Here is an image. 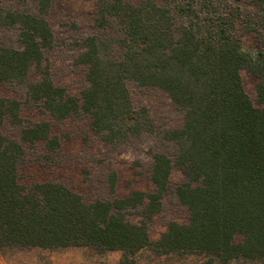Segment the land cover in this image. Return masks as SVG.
I'll return each instance as SVG.
<instances>
[{
    "label": "trees",
    "instance_id": "16d2710c",
    "mask_svg": "<svg viewBox=\"0 0 264 264\" xmlns=\"http://www.w3.org/2000/svg\"><path fill=\"white\" fill-rule=\"evenodd\" d=\"M46 13L51 0H36ZM258 6L245 17L239 2ZM174 5L143 0H102L97 23L117 19L123 37L88 36L79 61L88 64L89 86L81 96L70 94L52 79L44 63L53 31L42 15L0 9V24L21 26L22 48L0 44V81L26 82L34 66L40 73L28 84L32 99L60 119L86 112L93 129L108 142L152 131L145 106L135 107L128 80L158 86L185 110L181 127L167 136L178 144L175 160L154 154L153 192L133 190L111 201L85 202L61 182L42 181L27 187L19 181L24 146L0 133V251L14 247L66 248L87 246L98 252L121 250L120 264H136L137 254L201 253L222 263L241 258L264 264V108L248 95L241 69L259 75L258 100L264 103V50L246 51L237 31L264 29V0H174ZM178 18L184 22L176 26ZM116 44L123 48L114 57ZM21 102L0 96V124L6 117L22 125V140H44L60 146L47 120L25 125ZM185 169L188 181L177 188L190 209L188 222L171 221L156 241L146 221L131 222L126 210L144 204L151 219L162 208L173 165ZM116 175L113 174L112 184ZM241 233L240 242L234 240Z\"/></svg>",
    "mask_w": 264,
    "mask_h": 264
},
{
    "label": "rangeland",
    "instance_id": "374dc122",
    "mask_svg": "<svg viewBox=\"0 0 264 264\" xmlns=\"http://www.w3.org/2000/svg\"><path fill=\"white\" fill-rule=\"evenodd\" d=\"M102 0H51L46 13H41L36 0H0V9L25 11L44 16L52 31L51 47H44V63L50 66L51 76L56 85L63 86L70 94L81 96L89 86L88 64L79 61L85 51L83 41L88 36L101 39L123 37L122 24L112 20L108 26L97 23L98 9ZM139 4L143 0H127ZM159 4L174 5V0H156ZM245 17H254L258 6L251 1L239 2ZM184 22L178 18L176 26ZM238 33L242 37L246 51L256 54L264 50V29L245 30L243 21L238 23ZM0 44L22 48L21 26L19 23L6 26L0 24ZM123 48L116 44L114 57H121ZM241 75L244 87L255 106L264 108L258 100L257 85L259 75L243 68ZM40 73L33 66L26 82L0 81V96L15 98L21 102V116L25 125L47 120L51 132L60 139V146L49 149L44 140L33 144L21 137L22 125L11 122L6 117L0 124V133L19 141L25 149L24 160L19 164V181L30 187L36 182H61L79 193L85 202L95 200L111 201L128 195L133 190L153 192L152 180L154 154L162 152L175 160L178 144L170 139L168 131L181 127L185 120V110L180 107L167 91L158 86H145L135 80H128L127 86L135 107L145 106L154 121L152 131L131 136L124 140L108 142L92 125V117L79 112L65 118L50 114L41 101L32 99L28 84L37 81ZM113 174L116 175L112 184ZM188 181L185 169L175 164L172 167L168 190L162 197V208L151 219H146L143 205L126 210V217L134 223L146 221L152 241H156L167 230L171 221L188 222L190 209L177 194V188ZM244 235L237 233L234 240L242 241ZM121 250L98 252L87 246H72L50 249L41 247H14L0 251V264H120ZM136 264H261L257 259H238L222 263L207 254H156L152 249H144L137 254Z\"/></svg>",
    "mask_w": 264,
    "mask_h": 264
}]
</instances>
